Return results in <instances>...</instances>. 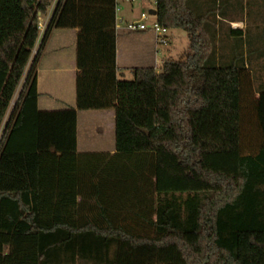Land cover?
<instances>
[{
    "label": "trees",
    "instance_id": "trees-1",
    "mask_svg": "<svg viewBox=\"0 0 264 264\" xmlns=\"http://www.w3.org/2000/svg\"><path fill=\"white\" fill-rule=\"evenodd\" d=\"M227 1L156 0L188 48L128 81L117 0H59L41 48L79 30L77 107L41 111V48L27 69L55 0H0V131L27 72L0 142V264H264V25L219 54ZM79 110L115 111V155H76ZM73 157L81 201L48 198L66 188L44 182L53 159Z\"/></svg>",
    "mask_w": 264,
    "mask_h": 264
},
{
    "label": "crops",
    "instance_id": "crops-1",
    "mask_svg": "<svg viewBox=\"0 0 264 264\" xmlns=\"http://www.w3.org/2000/svg\"><path fill=\"white\" fill-rule=\"evenodd\" d=\"M229 2V3H227ZM226 3H220L225 10L224 14H220L219 21V38L224 39L225 45L220 47L219 54H232L231 41L237 38L233 36L232 32L242 31L245 35L249 29L251 37L256 34L259 25H264V3H237V0H229ZM133 5L138 2H132ZM53 14V6L48 10L46 14L40 15V22L47 23L51 15ZM137 20V15L134 16L133 10L130 11L129 2L127 0H117V66H118V78H121V54H120V40L128 45L132 43V46L137 51L145 53L151 52L167 53L169 58L178 60L184 53V49L188 48L189 39L185 42L181 35L175 33V29L169 32V45L166 47L156 46V37L152 31L136 32L132 33L126 29V24ZM180 30V29H178ZM78 29H52L47 37L46 42L41 48V43L36 44L35 50L41 48V52L38 57L36 73L38 81V108L41 111H53L63 110L68 108L77 107V75L79 72L77 64V42H78ZM178 48L177 58L174 56L172 50ZM34 50V52H35ZM183 53V54H182ZM32 55L30 64L27 71L33 61ZM133 58L126 57L125 61L132 62ZM168 59V58H166ZM164 59V61L166 60ZM156 60V66H157ZM160 61V69L163 66V62ZM253 62L251 67L254 73L257 69L256 63ZM137 68V67H136ZM134 69V68H133ZM26 79V77H25ZM25 83V81H24ZM19 89V88H18ZM18 91V90H17ZM23 91V90H22ZM17 94V92H16ZM15 94V95H16ZM15 98V96H14ZM93 111V110H92ZM92 111H78L77 118V145L78 150L76 155L82 154H110L115 155L117 152L116 147V113L114 110H94L95 115H89L82 120H86V124L81 126V116L83 113ZM93 120H98L93 122ZM99 122V125H96ZM102 122H107V127L102 125ZM82 128L86 129V132H82ZM110 131L112 135L110 140L107 139V132ZM109 133V132H108ZM114 136V138H113ZM106 145L107 149L104 148ZM57 158L61 155L56 154ZM54 158V164H50L51 173L47 174L44 178V182L49 183H61L66 186L65 190L57 192H51L48 198H61L69 199L76 198L77 202L81 201V197L76 193L72 195L67 189V185H74L77 183L76 170L77 159L70 158L68 162L60 163L59 159Z\"/></svg>",
    "mask_w": 264,
    "mask_h": 264
},
{
    "label": "rangeland",
    "instance_id": "rangeland-1",
    "mask_svg": "<svg viewBox=\"0 0 264 264\" xmlns=\"http://www.w3.org/2000/svg\"><path fill=\"white\" fill-rule=\"evenodd\" d=\"M129 2V8H130V11L133 10V14L134 16L137 15V20L140 18L141 14L142 13H145V14H150L151 11L153 10H156V0H142V1H139L138 4L136 5H133L132 4V0H127ZM155 18L153 17L151 20H149L148 23H150L151 21H154ZM175 33L181 35L182 37H184V41L187 42L188 41V35L187 33L184 31V30H178V29H175L174 31ZM123 41L120 40V46H119V49H120V54H121V62H120V69H121V78L122 80H128V81H131V80H134V73H133V70L137 68H151V67H154L156 68L157 71L160 70V61H164V59L166 58H169L167 53L164 52V48H163V51L162 53H158L157 55L155 53H151V52H145V53H142V52H139L137 51V49L135 48V46L133 47L132 45L133 44H136V43H131L130 46L128 45H123ZM157 46V45H156ZM161 47V46H160ZM159 46L157 47L158 49L160 48ZM173 53H175V57L177 58V53L176 51H178V48H175L174 50H172ZM186 51V49H184V52ZM183 52V53H184ZM182 53V54H183ZM182 56V55H181ZM126 57H130V58H133L132 62L130 61H125L126 60ZM156 60L157 61V66H156ZM160 63V64H159ZM134 68V69H133ZM28 72V71H27ZM27 72L26 74L24 75V78L19 86V89L17 91V94L15 95V98L13 99L12 101V104H11V107L8 111V114L6 116V119H5V122L3 124V127L0 131V142L3 138V135H4V131H5V126H6V123L7 121L9 120L10 116H11V113L16 105V103L18 102L19 100V97L21 95V92L23 90V86H24V81H25V77L27 76ZM95 111H92V112H87V113H83V115H86V116H81V126L83 127L85 124H86V120H82L84 117H89V115H95ZM98 120H93V122H97ZM96 125H99V122L96 124ZM102 125L104 127H107V122H102ZM82 132H86V129L85 128H82ZM109 132V133H108ZM106 134H107V139L110 140L111 138V134H110V131H108ZM114 138V136H113ZM105 149H107L106 145L104 146Z\"/></svg>",
    "mask_w": 264,
    "mask_h": 264
},
{
    "label": "built area",
    "instance_id": "built-area-1",
    "mask_svg": "<svg viewBox=\"0 0 264 264\" xmlns=\"http://www.w3.org/2000/svg\"><path fill=\"white\" fill-rule=\"evenodd\" d=\"M142 0H132V2H139ZM59 2V0H55L53 4V14L55 12L56 4ZM53 14L51 15L50 20L47 23H43L42 21L40 22L39 19V43H42V40L45 36V33L49 27V24L52 20ZM155 18L154 21H151L150 23L149 20L152 18ZM126 29L129 32L136 33V32H146V31H152L156 37V45L161 46V47H166L169 45V32L170 30L166 27H163L157 19V15L154 16L152 13L145 14L142 13L140 18L136 21H132L126 24ZM35 50V49H34ZM39 49H36L34 53L33 58L38 54Z\"/></svg>",
    "mask_w": 264,
    "mask_h": 264
},
{
    "label": "water",
    "instance_id": "water-1",
    "mask_svg": "<svg viewBox=\"0 0 264 264\" xmlns=\"http://www.w3.org/2000/svg\"><path fill=\"white\" fill-rule=\"evenodd\" d=\"M151 13H152L154 16H156V15H157V10H153V11H151Z\"/></svg>",
    "mask_w": 264,
    "mask_h": 264
}]
</instances>
